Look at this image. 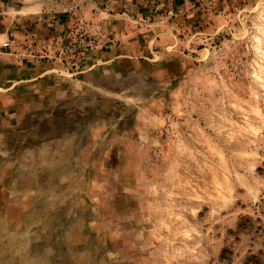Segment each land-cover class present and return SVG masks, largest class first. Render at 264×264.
<instances>
[{"label":"rangeland","instance_id":"1","mask_svg":"<svg viewBox=\"0 0 264 264\" xmlns=\"http://www.w3.org/2000/svg\"><path fill=\"white\" fill-rule=\"evenodd\" d=\"M138 1L117 42L127 0H0V264H264V0Z\"/></svg>","mask_w":264,"mask_h":264},{"label":"crops","instance_id":"2","mask_svg":"<svg viewBox=\"0 0 264 264\" xmlns=\"http://www.w3.org/2000/svg\"><path fill=\"white\" fill-rule=\"evenodd\" d=\"M127 1L130 2L129 5H131L132 8L130 11H127L126 9L116 14L106 12L105 16L107 17L105 18L107 21H105V23H107L108 26H110V28L105 33L113 34L114 36H116V38H118L116 39L117 42H119V40H121L122 38H130V37L140 38V41H142L143 40L142 37L144 38L154 37L155 34L157 36L156 24L152 23L154 18L152 16L149 17L147 16V14H144V13H148L144 11L147 10L146 9L147 5H142V7L136 8L138 4H142L141 3L142 1H138V0H127ZM188 2L189 0H184L182 3L187 4ZM178 3H180V1ZM140 24L142 26H140ZM48 35L50 34H47L42 37H46ZM28 38L31 37H29L28 35ZM37 40L42 41L43 39L40 38L39 35ZM6 54L9 53H4L5 56H7ZM5 56H1V57L7 58L5 59L6 61H4L5 66L7 68H10L9 66H13V68L15 69L14 65H11V63L12 64L15 63L16 66H19V64H21L18 61H11L10 57H5ZM103 57L110 58L105 54L104 55L100 54L98 57H93V58L91 57L87 61L88 63L91 64L95 60H99V58H103ZM49 65L50 67L47 68ZM49 65L46 68L45 66L34 67L30 69L18 68L17 70L18 75L13 76L12 78L8 79V81L14 82V84L20 82H30V85L25 87H30L31 85L34 87L40 86L39 89V92H41L40 95L43 96V94L44 95L49 94L48 96L50 98L52 97L51 95L53 94V92H58L61 89L69 88L70 86H73L77 81V79L74 77L75 75H73L76 74L77 72H69L70 76H65L64 74L67 72H65L63 69H61L60 67H51L52 64ZM52 71L55 72L51 73Z\"/></svg>","mask_w":264,"mask_h":264},{"label":"built area","instance_id":"3","mask_svg":"<svg viewBox=\"0 0 264 264\" xmlns=\"http://www.w3.org/2000/svg\"><path fill=\"white\" fill-rule=\"evenodd\" d=\"M14 45L13 40H6L3 43V46L6 48L12 49ZM96 46V38L95 37H87L83 32L76 33L75 36L71 40V45L69 46L72 52L76 53H86L90 51ZM16 56H18L16 54ZM262 167L264 169V144H263V152H262ZM255 211L258 216L264 221V176H263V187L260 190L259 197L256 199L255 203Z\"/></svg>","mask_w":264,"mask_h":264}]
</instances>
